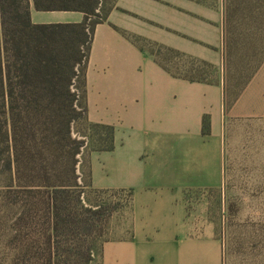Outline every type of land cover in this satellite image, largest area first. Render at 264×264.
<instances>
[{
  "label": "crops",
  "instance_id": "crops-1",
  "mask_svg": "<svg viewBox=\"0 0 264 264\" xmlns=\"http://www.w3.org/2000/svg\"><path fill=\"white\" fill-rule=\"evenodd\" d=\"M225 7V0H117L96 26L87 118L113 128L114 146L86 150L84 157L93 190L129 198L115 238L101 245L93 263H226L224 242L212 224L198 219L189 198L221 189L228 164L233 172H264V58L230 99L223 79L173 78L131 39L205 62L222 76ZM30 17L37 25L83 21L81 13L38 12L32 3Z\"/></svg>",
  "mask_w": 264,
  "mask_h": 264
},
{
  "label": "trees",
  "instance_id": "trees-1",
  "mask_svg": "<svg viewBox=\"0 0 264 264\" xmlns=\"http://www.w3.org/2000/svg\"><path fill=\"white\" fill-rule=\"evenodd\" d=\"M31 3L38 12L81 13L83 21L33 24ZM116 3L0 0V264H93L101 250L112 209L86 204V190H94L84 153L111 151L114 131L88 121L86 72L95 28ZM131 39L141 50L164 51L161 61L147 52L173 78L211 84L199 67L213 66ZM176 58L191 62L186 74L169 66ZM209 132L204 117L202 133Z\"/></svg>",
  "mask_w": 264,
  "mask_h": 264
},
{
  "label": "rangeland",
  "instance_id": "rangeland-1",
  "mask_svg": "<svg viewBox=\"0 0 264 264\" xmlns=\"http://www.w3.org/2000/svg\"><path fill=\"white\" fill-rule=\"evenodd\" d=\"M225 6V63L222 76L219 69L214 67L199 69L210 83L223 79L228 96L232 99L264 58V0H225ZM145 48L159 61L164 60V51L149 46ZM168 64L175 73L183 75L192 67L187 59L176 58ZM76 129L81 132L80 128ZM84 161L86 166L85 157ZM228 167L222 188L190 194V207L197 209L198 219L212 224L217 236L224 242L225 264H264V172L239 173L233 172V167ZM128 198L125 192L86 190L84 200L87 205L112 209L103 227V235L97 240L96 249L115 238L118 214L126 206Z\"/></svg>",
  "mask_w": 264,
  "mask_h": 264
}]
</instances>
